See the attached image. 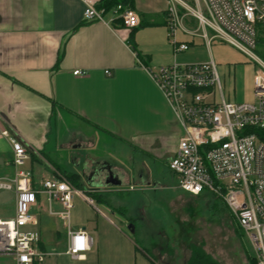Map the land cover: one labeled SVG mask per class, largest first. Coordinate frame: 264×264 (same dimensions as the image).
Returning a JSON list of instances; mask_svg holds the SVG:
<instances>
[{
    "label": "crops",
    "instance_id": "obj_1",
    "mask_svg": "<svg viewBox=\"0 0 264 264\" xmlns=\"http://www.w3.org/2000/svg\"><path fill=\"white\" fill-rule=\"evenodd\" d=\"M92 1L97 4L100 0ZM167 6L168 0H135L133 9L140 24L134 28V42H130L133 29L84 20V0H0L1 123L14 128L25 144L40 155L32 152L23 169L32 173L41 211L46 212L41 195L46 196L48 206L47 195L40 192L43 180L68 173L80 176L77 183L82 195L73 197L71 226L86 230L93 245L83 260L58 254L66 257L68 264H154L137 249L116 219L94 206L90 195L109 185L119 191L118 184L106 180L112 172L123 182L124 170L118 166L121 173L112 171L107 161L95 160V166L91 163L96 159L95 140H122L130 136L128 132L136 136L148 132L157 137L161 133L157 128L170 124L171 108L139 62L152 67L168 65L178 62L179 54L194 46L206 47L210 59H214L212 47L202 37L183 31L177 33V38L190 47L174 54L168 37ZM186 26L195 28L196 22L189 20ZM143 30L150 33L152 43H142ZM219 47L215 44V49ZM75 70L86 74L75 75ZM105 70L112 75L107 76ZM66 158L73 161V170L68 168ZM11 161V146L0 138L1 176L14 175ZM39 163L48 164L51 172L43 170L36 179ZM4 196L15 197V193ZM37 210L33 209L35 213ZM41 211L40 247L48 251L66 248L64 222L65 241L58 227H53V222L61 219L41 216ZM43 220H50V224ZM50 259L45 264H59L56 258L53 262Z\"/></svg>",
    "mask_w": 264,
    "mask_h": 264
},
{
    "label": "built area",
    "instance_id": "obj_2",
    "mask_svg": "<svg viewBox=\"0 0 264 264\" xmlns=\"http://www.w3.org/2000/svg\"><path fill=\"white\" fill-rule=\"evenodd\" d=\"M84 2L86 21L128 29L140 24L134 9L119 4L107 11L92 0ZM166 12L174 54L190 47L177 38L183 31L202 37L209 48L215 41L227 42L260 65L254 76L253 100L235 102L224 96L214 59L153 67L139 62L183 129L169 162L179 187L194 196L212 195L225 204L245 232L256 264H264V61L254 54L259 29L264 26V0H168ZM189 20L196 22L195 28L186 26ZM73 73L86 74L82 70ZM105 74L111 76L112 72L105 70ZM1 117L0 113V138L11 146L15 173L0 175V192H14L15 204L12 217L0 218V256L12 257L15 264H45L54 251L40 247L38 191L33 188L31 171L23 169L32 152L39 153L31 150L14 128L2 124ZM40 192L47 195L48 215L57 216L66 227V248L58 254L83 260L93 238L86 230L71 226L73 197L82 192L63 175L43 180ZM86 200L93 203L88 197ZM54 202L61 205V211L53 210Z\"/></svg>",
    "mask_w": 264,
    "mask_h": 264
},
{
    "label": "rangeland",
    "instance_id": "obj_3",
    "mask_svg": "<svg viewBox=\"0 0 264 264\" xmlns=\"http://www.w3.org/2000/svg\"><path fill=\"white\" fill-rule=\"evenodd\" d=\"M141 41L144 44L151 42L147 30L142 31ZM217 43L220 47L215 49ZM212 51L224 84L225 98L235 102L253 100L254 76L260 67L258 61L227 42H215ZM254 54L264 61V44L258 42ZM196 58L203 62L211 60L204 46L191 47L179 54L177 60L186 64L189 63L186 60ZM168 117L170 124L158 127L161 133L157 137L144 130L148 134L136 136V133L128 132L130 136H124V140L107 137L102 142L95 140L96 159L91 165L95 166V160H102L110 163L112 171L121 173L118 166L124 171L119 191L109 185L107 189L110 190L94 193L97 194L94 206L116 219L132 237L137 249L148 255L154 264H187L193 245L202 248L219 264H256L252 246L228 207L212 195L194 196L179 187L169 162L183 136V129L172 109ZM128 139L132 142L129 143ZM64 161L73 170V161L68 158ZM43 170L51 172L48 164L36 165V179ZM73 180L78 181V178ZM7 194L13 192H0L3 195L0 218H10L14 214L15 197L4 196ZM41 197L46 212L41 211L40 215L46 216V196ZM97 198L102 199L101 202ZM61 209L60 204L54 203L55 212ZM62 222L55 220L53 227H58L64 235ZM43 223L49 225L50 220H43ZM130 223L135 225L134 233L127 228ZM64 249L57 247L53 250L55 257H50L51 262L56 258L59 264H68L66 257H58V251ZM0 264H15V261L12 257L0 256Z\"/></svg>",
    "mask_w": 264,
    "mask_h": 264
},
{
    "label": "trees",
    "instance_id": "obj_4",
    "mask_svg": "<svg viewBox=\"0 0 264 264\" xmlns=\"http://www.w3.org/2000/svg\"><path fill=\"white\" fill-rule=\"evenodd\" d=\"M122 5L123 8H130L133 9L135 7V0H100L96 6L98 8H104L105 10L109 11L113 8H115L117 5ZM120 22V20H118ZM121 23V22H120ZM135 32L136 30L133 29L130 33V42H134L135 38ZM257 42L264 44V26H261L259 29V37ZM64 176L69 179L71 182L74 181L73 179H77L80 176L78 174H64ZM75 187L80 188L81 185L77 183V181H74L72 183ZM91 197L93 199H96V195L94 193H90ZM201 196V195H199ZM100 198V197H99ZM97 198L98 202H101L102 199ZM187 264H219L217 261H215L209 254L203 251L202 248L199 246H192L191 247V256L187 262Z\"/></svg>",
    "mask_w": 264,
    "mask_h": 264
},
{
    "label": "water",
    "instance_id": "obj_5",
    "mask_svg": "<svg viewBox=\"0 0 264 264\" xmlns=\"http://www.w3.org/2000/svg\"><path fill=\"white\" fill-rule=\"evenodd\" d=\"M108 182H112V183L118 184V185L122 183V181L119 178L115 177V175L112 172H110V174L108 175V178L106 180V183H108ZM127 228H128V230L130 232H132V233L135 232V225L133 223H130L127 226Z\"/></svg>",
    "mask_w": 264,
    "mask_h": 264
},
{
    "label": "flooded vegetation",
    "instance_id": "obj_6",
    "mask_svg": "<svg viewBox=\"0 0 264 264\" xmlns=\"http://www.w3.org/2000/svg\"><path fill=\"white\" fill-rule=\"evenodd\" d=\"M107 177V176H106ZM108 178V177H107Z\"/></svg>",
    "mask_w": 264,
    "mask_h": 264
}]
</instances>
